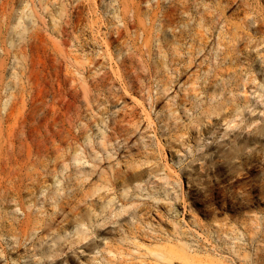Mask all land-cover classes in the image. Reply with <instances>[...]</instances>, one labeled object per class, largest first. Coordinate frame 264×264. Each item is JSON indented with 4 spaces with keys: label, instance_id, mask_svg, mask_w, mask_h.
Returning a JSON list of instances; mask_svg holds the SVG:
<instances>
[{
    "label": "rangeland",
    "instance_id": "374dc122",
    "mask_svg": "<svg viewBox=\"0 0 264 264\" xmlns=\"http://www.w3.org/2000/svg\"><path fill=\"white\" fill-rule=\"evenodd\" d=\"M0 264H264V0H0Z\"/></svg>",
    "mask_w": 264,
    "mask_h": 264
},
{
    "label": "bare ground",
    "instance_id": "6f19581e",
    "mask_svg": "<svg viewBox=\"0 0 264 264\" xmlns=\"http://www.w3.org/2000/svg\"><path fill=\"white\" fill-rule=\"evenodd\" d=\"M216 249V248H215Z\"/></svg>",
    "mask_w": 264,
    "mask_h": 264
}]
</instances>
